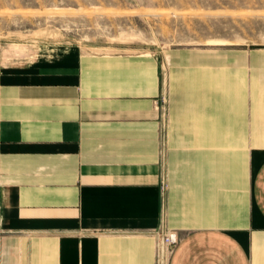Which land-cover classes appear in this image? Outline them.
Returning a JSON list of instances; mask_svg holds the SVG:
<instances>
[{
  "label": "crops",
  "instance_id": "0c3cea01",
  "mask_svg": "<svg viewBox=\"0 0 264 264\" xmlns=\"http://www.w3.org/2000/svg\"><path fill=\"white\" fill-rule=\"evenodd\" d=\"M164 54L0 51V264H264V47Z\"/></svg>",
  "mask_w": 264,
  "mask_h": 264
},
{
  "label": "rangeland",
  "instance_id": "374dc122",
  "mask_svg": "<svg viewBox=\"0 0 264 264\" xmlns=\"http://www.w3.org/2000/svg\"><path fill=\"white\" fill-rule=\"evenodd\" d=\"M57 46L155 52L264 47V0H0V51L14 61ZM168 114V96L163 100Z\"/></svg>",
  "mask_w": 264,
  "mask_h": 264
},
{
  "label": "built area",
  "instance_id": "2783aa9c",
  "mask_svg": "<svg viewBox=\"0 0 264 264\" xmlns=\"http://www.w3.org/2000/svg\"><path fill=\"white\" fill-rule=\"evenodd\" d=\"M154 235L156 236V264H168V259L179 240V234L176 231L158 229L154 231Z\"/></svg>",
  "mask_w": 264,
  "mask_h": 264
}]
</instances>
